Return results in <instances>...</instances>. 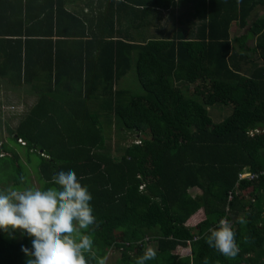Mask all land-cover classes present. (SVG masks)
Here are the masks:
<instances>
[{"label":"trees","instance_id":"trees-1","mask_svg":"<svg viewBox=\"0 0 264 264\" xmlns=\"http://www.w3.org/2000/svg\"><path fill=\"white\" fill-rule=\"evenodd\" d=\"M29 1L0 0V53L6 49L0 73L29 81L45 71L60 93L55 42L68 38L86 42L99 69L90 72L81 57L68 75L81 82L80 91L67 99L39 93L9 135L2 138L0 130V189L25 187L20 154L27 163L35 155L40 188L69 169L88 187L94 251L118 253L114 264H130L148 241L157 256L147 264H203L206 257L208 264H264V11L250 18L264 0H84L83 17L64 0ZM173 9L198 22L195 37H184L179 26L164 30L163 11ZM145 17L153 36L139 31L135 39L130 26L146 28ZM232 22L245 32L230 37ZM86 36L91 41H81ZM35 46L45 64L24 57ZM239 61L251 63L247 74ZM213 104H228L230 112L213 122L207 109ZM110 130L115 139L135 136L114 147L118 155L108 145ZM241 216L246 225L237 223ZM221 218L236 233L235 259L206 243ZM15 235L0 230V264H25L21 245L31 248V239ZM181 246L188 254L174 252Z\"/></svg>","mask_w":264,"mask_h":264},{"label":"clouds","instance_id":"clouds-1","mask_svg":"<svg viewBox=\"0 0 264 264\" xmlns=\"http://www.w3.org/2000/svg\"><path fill=\"white\" fill-rule=\"evenodd\" d=\"M51 184L0 189V230L10 236L21 230L31 239V248L21 245L25 264H106L107 257L94 251L90 229L96 216L88 187L72 169L57 171ZM237 223L246 225L247 220L241 216ZM206 243L227 259H235L240 251L227 218L207 230ZM156 256V249L148 246L130 264H147ZM203 264H208L207 257Z\"/></svg>","mask_w":264,"mask_h":264},{"label":"crops","instance_id":"crops-1","mask_svg":"<svg viewBox=\"0 0 264 264\" xmlns=\"http://www.w3.org/2000/svg\"><path fill=\"white\" fill-rule=\"evenodd\" d=\"M21 1V5L23 6L24 4V0H20ZM44 0H31L29 1V3L36 5L38 4V2H43ZM64 7L75 13L76 15H80L82 16L83 13L86 12L87 7L84 4V0H64L63 2ZM3 9V4L0 7V13H4V10L2 12ZM257 8H264L263 6H256L254 7V10ZM20 11L23 10V8H19ZM264 11V10H263ZM10 10H9V14H10ZM13 13H16L13 12ZM185 13V12H184ZM252 13V11H251ZM250 13V14H251ZM262 13V12H261ZM164 14V23H166V21L173 19L172 14L174 15V27L171 29V31H173V29L177 26H179L181 28V32L184 34V37H195V25L198 24L197 21H194V23H189L186 20L192 21V19L188 16L187 18L183 15V9L180 10H170V11H163ZM169 14V15H168ZM260 15V14H259ZM181 16V17H180ZM183 16V17H182ZM258 16V15H256ZM255 16V17H256ZM83 17V16H82ZM180 17V18H179ZM145 20H147L146 22V28L143 27H138V26H130V33L135 39H137L138 37V33L140 34L139 31H141L142 35L145 36L146 38H149L150 36H153V23H151V21L149 22V17H145ZM13 20H20L18 17L17 19L14 18ZM180 21V23H179ZM179 25H178V24ZM4 24V23H3ZM171 25V24H170ZM235 23H231L229 26V36L232 37L233 35H239L245 32L246 27H237V25L235 26ZM3 26V25H2ZM73 25H67V30H73ZM236 27L238 29H244L243 32H236L235 29ZM232 29V30H231ZM165 30V27H164ZM234 30V32H233ZM166 31V30H165ZM169 32V31H168ZM68 35V32H66ZM122 33H124L125 35V31H123ZM117 34L114 33V36L116 37ZM127 35V34H126ZM130 35V36H131ZM170 35V34H169ZM166 36V37H170V36ZM131 36V37H132ZM24 36H21V39ZM87 38H81V41H86L89 39L88 36H86ZM3 38H5V36H3ZM105 38V37H103ZM55 39H58L55 36V33H53L51 35V40L54 41ZM71 38H68L67 42H58V40L55 42V59H56V65L59 68V70L61 71V75L62 77L59 78V80L56 83V86L59 87L61 90V92L59 93V89L54 90V86L51 82V77L48 75L47 72L45 71H41L38 72V74H36V76L29 78V81H23L22 78L20 79H16V77H11V75L8 74V70H4V73H0V95H6L8 93H13L17 99L16 101H18L19 99L21 100V103L23 104L24 108H18V110H25V109H29L33 103L35 102L37 95L39 93H46L49 95L52 94H58V96L62 97L60 99H67L69 98V95L75 92H78V90L80 91L82 89V85L81 82L79 83L78 81H76L75 79H70L69 78V73L70 72H77V68L81 63V57L83 59V57H85V67L86 69H88L90 72H94L97 71L98 65L97 63L92 64V61L94 60V57L90 56V50L87 48L86 42H82V44L76 45L74 42L70 41ZM89 41H91L89 39ZM250 41L252 42L250 45ZM254 40L252 38L248 39L245 44L248 47H251L253 45ZM37 46H35L34 48L32 47H26L25 48V56L27 55V62H29V64L31 63L30 60H34L33 62L37 65V64H45L47 62V59L45 56H43L44 52L41 53H37ZM53 47V46H52ZM33 49V50H32ZM6 49L3 48L1 49V56L2 53L5 51ZM53 51V48H52ZM3 57V56H2ZM80 59V60H79ZM53 60V54H52V58L51 61ZM84 62V60H82ZM257 61V60H256ZM253 63V62H252ZM34 64V65H35ZM234 64H236V61H234ZM53 65V63H52ZM239 71H243V73H248L249 72V66L251 65V63L249 62H243V61H239L237 62ZM37 69V68H36ZM247 70L244 72V70ZM82 70V68H81ZM127 79V74L124 77L120 78V81L123 82L124 79ZM82 81V80H80ZM182 85V84H180ZM71 88V91H68V89ZM14 96V97H15ZM223 105H228V104H219L216 107H213V110L215 111V115H218V111H220L223 107ZM209 111V108H207ZM26 111L23 112V114H25ZM101 112V109H98ZM218 110V111H217ZM22 114V115H23ZM102 117V114H101Z\"/></svg>","mask_w":264,"mask_h":264},{"label":"rangeland","instance_id":"rangeland-1","mask_svg":"<svg viewBox=\"0 0 264 264\" xmlns=\"http://www.w3.org/2000/svg\"><path fill=\"white\" fill-rule=\"evenodd\" d=\"M264 8H257V9H253L252 13L250 14V18L253 19L256 15L261 14V12H263ZM169 15V14H168ZM172 21L168 19V21H166L165 23V30L166 32H171V29L174 27V15L172 14ZM171 24V25H170ZM236 26V25H235ZM232 30V29H231ZM244 29H238L236 27L235 31L236 32H243ZM234 32V30H233ZM251 41H250V45H251ZM249 47V46H248ZM258 63H261V61L259 60ZM132 79V78H131ZM135 92H139V85L137 83V81L133 78L132 79V87H131ZM190 88V86H189ZM187 92V91H186ZM13 93H8L6 95L1 96L0 95V130H1V137L5 138L7 135H9L8 130H12L13 127L15 126V124L17 123L19 117L21 116V114L26 111L25 110H18V108H24L23 104L21 103V100L19 99L18 101H16L17 97L15 96ZM58 98H62L60 96H58ZM219 104H213L211 106H209V111H208V115L211 118V120L213 122H217L219 120H221L224 116H226L229 112H230V105H223L222 109L220 111H218V115H215V111L213 110V107H216ZM1 116L4 119V123L3 119H1ZM107 129L103 128L102 129V133H106ZM107 135L110 137L108 139V145L109 148L111 149L112 154L115 153V155H118V153H116L114 151V147L116 148L117 146L123 145V144H127L129 142H131L135 136H132L131 134H128L126 136H124L123 139H115L114 138V131L110 130V133H107ZM107 141V139H106ZM33 159H36L35 155H32ZM33 159L30 160V162H25L23 160V156L20 154V160L23 163V167H24V171H25V176H26V186H33V187H39L40 188V182L37 180V176H36V170L34 168V161ZM200 214V212H199ZM21 237V230H16V235L15 238L19 239ZM151 246V247H155L154 242L153 241H148L145 248ZM175 253H177L178 255H186L188 254V248L187 247H176V249L174 250ZM118 256V253H112L111 254H107V260H106V264H114V259Z\"/></svg>","mask_w":264,"mask_h":264},{"label":"built area","instance_id":"built-area-1","mask_svg":"<svg viewBox=\"0 0 264 264\" xmlns=\"http://www.w3.org/2000/svg\"><path fill=\"white\" fill-rule=\"evenodd\" d=\"M240 177H242V176H244V177H251V175L250 174H244V175H239Z\"/></svg>","mask_w":264,"mask_h":264}]
</instances>
